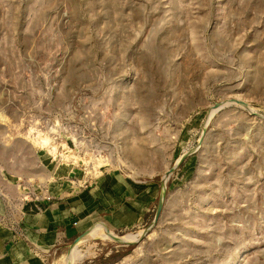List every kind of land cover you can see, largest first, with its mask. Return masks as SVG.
<instances>
[{
  "label": "rangeland",
  "instance_id": "obj_1",
  "mask_svg": "<svg viewBox=\"0 0 264 264\" xmlns=\"http://www.w3.org/2000/svg\"><path fill=\"white\" fill-rule=\"evenodd\" d=\"M43 157L76 165L73 186L160 187L149 222L88 231L137 243L49 264L74 246L78 264H264V0H0V171L39 192Z\"/></svg>",
  "mask_w": 264,
  "mask_h": 264
},
{
  "label": "crops",
  "instance_id": "obj_2",
  "mask_svg": "<svg viewBox=\"0 0 264 264\" xmlns=\"http://www.w3.org/2000/svg\"><path fill=\"white\" fill-rule=\"evenodd\" d=\"M40 162L39 192L0 171V264H49L97 226L113 232L135 229L147 223L159 199L160 187L153 181L107 170L88 177L89 185L82 188L70 183L83 177L73 163L47 157Z\"/></svg>",
  "mask_w": 264,
  "mask_h": 264
},
{
  "label": "water",
  "instance_id": "obj_3",
  "mask_svg": "<svg viewBox=\"0 0 264 264\" xmlns=\"http://www.w3.org/2000/svg\"><path fill=\"white\" fill-rule=\"evenodd\" d=\"M232 103L237 104V105H240V106H242V107H245V108L249 109L244 103L236 101V102H227V103L216 104V105L214 106V108H213V112H217V111L221 110L224 106L229 105V104H232ZM204 134H205V131H204V133H203V136H204ZM203 136H202V137H203ZM200 142H202V139H201ZM193 153H194V152H189V153L184 154V155H183V156L177 161V163L175 164V166H174V167H173V168H172V169L166 174V176L164 177L163 182H162V194H161L160 199H159V201H158V207H157V211H156V214H155V218H154L153 224H152V225H151V226L145 231L143 237H145V236L150 232L152 226L155 225V224L158 222V220H159V218H160V216H161V213H162V210H163V207H164L165 196H166V180H167V179L169 178V176L172 175V174L175 172V170H176L178 167H180V166L185 162V160H186L188 157H190ZM87 236H88V233H84V234L80 235V236L77 237L74 241H72V243L70 244V247H71L74 243L86 239ZM122 238H123V237H116V242H118V243H120V244H122V245H129L128 243L124 242Z\"/></svg>",
  "mask_w": 264,
  "mask_h": 264
},
{
  "label": "bare ground",
  "instance_id": "obj_4",
  "mask_svg": "<svg viewBox=\"0 0 264 264\" xmlns=\"http://www.w3.org/2000/svg\"><path fill=\"white\" fill-rule=\"evenodd\" d=\"M141 234L140 237H142ZM138 237V236H137ZM87 238L93 240H104L110 242H116V236H113L109 232H101V231H91L88 233ZM124 242L128 244H135L139 241L138 238L133 236H125L122 238ZM79 242V241H78ZM118 243V242H117ZM82 247V246H81ZM89 251H83L81 248L79 249L77 246L72 247L70 253L64 258V264H78L83 261L89 255Z\"/></svg>",
  "mask_w": 264,
  "mask_h": 264
},
{
  "label": "trees",
  "instance_id": "obj_5",
  "mask_svg": "<svg viewBox=\"0 0 264 264\" xmlns=\"http://www.w3.org/2000/svg\"><path fill=\"white\" fill-rule=\"evenodd\" d=\"M185 162L182 164V166ZM149 222V221H148ZM119 251L117 249H113L112 253L109 257H102L100 259H96L95 261L87 262L85 264H116L122 260L125 255H119Z\"/></svg>",
  "mask_w": 264,
  "mask_h": 264
}]
</instances>
